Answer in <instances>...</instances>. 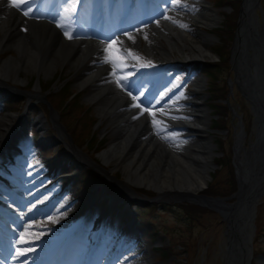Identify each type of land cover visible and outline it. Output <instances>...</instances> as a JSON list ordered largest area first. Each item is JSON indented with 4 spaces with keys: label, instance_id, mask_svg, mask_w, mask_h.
I'll return each instance as SVG.
<instances>
[{
    "label": "rangeland",
    "instance_id": "obj_1",
    "mask_svg": "<svg viewBox=\"0 0 264 264\" xmlns=\"http://www.w3.org/2000/svg\"><path fill=\"white\" fill-rule=\"evenodd\" d=\"M11 1L13 2V0ZM44 1L47 4V8L41 9L43 15L38 14L36 19H44L45 21L38 23H50L55 27L57 25V29L61 28L60 30L58 29L59 32L66 34L68 39H72L73 36L80 33L85 38L87 37V40H90L91 42L89 43L91 44L96 42L102 43L96 49L99 55V58H97L98 64L105 66V64L110 63L109 65L111 66L107 65L111 69L110 73L107 70L109 73L108 75L106 74L107 78L111 82L113 80L112 83H118V86L130 92L133 96L137 97L140 95L142 98L138 96L137 99L140 98L139 103H141V106L152 104L159 95L163 94L164 87H172L184 95L190 94L194 90L192 84L194 74L203 76L205 86L203 85V88H200V93L205 96L204 103L208 109L206 119L207 122L209 121L210 129L207 132L211 136L210 139L213 145L212 162L216 165L214 167L210 166L211 181L209 180L206 187L211 186V184L220 186L219 182L224 183L227 180L229 177L227 161L229 160L233 165L232 145L238 139V133L241 131L240 124L243 127V142L246 147H250L251 143L255 141L256 131L251 102L246 100L239 91V85L235 82V71L231 68L230 64L232 41L236 29V22L235 26L232 27L231 21L235 17L236 10V17H238L242 0H184L187 3L183 1V4L180 5L176 2V7L179 8H176V11L178 10L180 13H191L202 5H206L216 11V14L219 16V23L213 27H208L209 29L206 27L199 28V26H195L189 20L180 21L183 26L182 28L191 34H194L196 31L198 32V29H200L212 35L213 38H211L209 48H211L213 54L211 57L200 58L198 61L189 62L188 64H184V66L169 63L165 64V67L160 66L159 68L151 67L146 61L147 57L144 47L151 40H148L150 33L144 35L142 30L148 27L151 22L158 21L159 17L163 15L169 16L170 6L174 5L176 0H41L42 3ZM17 4L19 7L15 9L21 13L17 12L16 15L20 14L19 16L23 20L27 15L24 14L25 10L20 9V1H17ZM96 5L98 8L95 7ZM79 9L83 10V14H79ZM254 11L258 21L262 23L264 21V0L256 1ZM117 12L118 14H116ZM31 18H34V16ZM235 21H237V18ZM20 28L21 30H25L23 26H20ZM137 33L139 34V38L136 39L137 41L133 45L119 40L122 36L137 35ZM158 39L164 45L166 44L163 37H159ZM154 42L158 43L156 40ZM124 44L130 48L128 49ZM10 54H15L14 49H5L0 52V60L9 58ZM175 55H177V52L173 51L172 56ZM133 59L135 62L132 61ZM162 59V64L170 61ZM223 59H227L228 61L226 62ZM163 69H167V71L173 73L168 75L164 73ZM208 70L215 72L217 87L222 92L224 90L227 91L225 98L215 99L214 97L213 101L215 102L211 100V77ZM79 73V70H70L67 65H64L62 67L59 66L52 75L46 77L41 72L40 75L36 73L26 76L22 75L23 78L26 77V80L23 82L6 80L21 88H26L27 86L30 92L28 97H26L27 92L25 91L17 94L15 105H10L13 111H6L0 115L13 116L11 129L16 132L18 143L11 148V151H19V153H7L6 157L9 161H1L0 177L17 194L19 200L17 202L15 199L10 203L5 199L6 195L0 191V209L6 221L9 223L15 221L6 208L15 207L18 210L21 209L19 211H24L31 206H28L27 201H24V203L22 201L23 199L19 192L23 194L24 191L21 185L15 181H9L6 174V170L11 172L14 171V168L23 167L24 162L22 160L25 159L28 162V167L35 173L42 170V168L44 169V166L47 168L46 172L42 174L40 172L36 173L37 179L40 180L39 182L32 181L33 186L30 192L31 194H36L35 199L46 196L49 191H44L42 184L47 183L46 185L49 186L54 183V188L63 190L62 192L73 191L79 195L86 196L94 202L95 207L91 213L92 218L88 230L91 229L94 232L97 224L103 219V215L107 214L110 223H115V225L120 227H125L129 223L135 222L137 232L144 237L146 243L148 242L147 245L152 251L153 264H224L226 243L224 232L226 228L225 222L222 221L221 216L217 212L205 206L175 199L176 197L172 194H159L158 190L145 186H137L135 190L147 193L149 197H157L156 201H149L142 197L143 200L140 202H123L118 196H111V193L105 189L103 183L90 187L89 189L92 188L90 192L94 194L92 196L87 195L86 189L82 187L81 182L85 181L83 179L85 174L88 175L87 170L89 168L87 167V162L89 161V156L96 161L90 160L88 164L92 166L93 163L96 166L105 168L106 164H103L99 155L109 147L113 140L112 130L114 129V123H109L106 116H99L97 110L98 104L91 100L89 95L90 86H81L78 82L77 77ZM147 75L149 77L153 76V79H150L148 85H146L147 87L149 86L148 90L147 87L145 89L141 85L143 83L142 80ZM111 76L114 77L111 78ZM38 78L40 79L39 81L37 80ZM37 83L39 87L36 90ZM45 86H47L46 90H44ZM64 90L67 94L63 92ZM143 90H146V92L144 93ZM64 93L67 96H64ZM45 94L44 98L49 100V103L51 101L53 106L58 103L59 99L65 100L66 106L64 110L67 109L70 103L71 106L69 107L71 111L67 112V115L69 114L68 120L77 121L79 119L78 126L76 125V129H73V134H75V137L80 134L79 137L84 138L85 141V144L81 145V151L72 146V142L64 130L59 132L60 128L55 129L54 134H52L47 123H44L42 126L38 123L39 120L47 121L43 115L44 109L40 108V111L36 106ZM74 96L75 104L72 99ZM215 103L225 105V109L227 110L221 111L223 106H218L217 108L214 106ZM180 108L183 107L180 106ZM64 110L61 108L56 113L53 112L52 118L61 120L62 111L63 113L66 112ZM178 110L170 111L165 116H159L163 120L162 122L151 118L149 124L154 128L160 129L161 124L164 122L170 121L171 123H175L176 121L177 123L178 121L176 126L182 127V122H186L184 118H187L185 117L187 113L185 114L184 110ZM221 122H225V125L222 127ZM175 132L174 139L176 138V142L182 143L198 140V134H195V132L187 133L182 129H175ZM172 133L173 130L171 131ZM41 135H44V138ZM50 138L52 139L50 140ZM24 143L28 144L29 150L30 146H36L37 152L46 160L43 165H40L41 167H31V165H36L37 161H34L33 156H30V154L20 151ZM38 143H41V145H38ZM63 143L66 144L68 157L58 152V146ZM78 155L84 156L83 162L78 161ZM109 166L106 165L110 171L113 166L112 164ZM97 172L103 175L100 171ZM109 173L115 179L125 182L121 169L113 168ZM48 178L51 179L48 180ZM104 178L110 184L107 177L104 176ZM85 179L90 180L88 177H85ZM203 191H200V193L204 194ZM102 193L103 203L97 201L98 196ZM53 194L56 195L57 193ZM67 197L72 201L76 199L71 193H68ZM233 200L234 198L228 199V201ZM45 202H48V200ZM178 202L191 203L205 207L208 210H196L192 218H189L180 209L177 204ZM51 211L52 205L44 208L46 215H50ZM58 213L60 214V212ZM255 214L252 259H250L251 262L249 264H264V194L256 206ZM112 260L110 264H125L122 258L116 257ZM208 261L211 262L208 263ZM95 264H98V262H95Z\"/></svg>",
    "mask_w": 264,
    "mask_h": 264
},
{
    "label": "bare ground",
    "instance_id": "obj_2",
    "mask_svg": "<svg viewBox=\"0 0 264 264\" xmlns=\"http://www.w3.org/2000/svg\"><path fill=\"white\" fill-rule=\"evenodd\" d=\"M183 1L176 0L175 4L170 7L169 16L164 15L158 18V21L150 23L142 30V33L144 35L150 33L148 40L151 41H148L149 43L144 47L146 54L172 60L176 62L175 64L184 66L189 62L198 61L200 58L211 57L213 51L209 45L213 37L200 29L191 34L182 28L180 21L189 20L199 28H210L219 23V16L216 11L206 5H202L201 9H195L191 13H180L178 10L176 11V6L177 3L183 4ZM256 1L244 0L232 59L235 82L247 94L255 108V127L257 132L259 131V137L251 143L250 147H246L243 142L242 129L238 133L236 146L240 158L244 154L254 155L253 153H256L255 156L258 160L264 162V21L259 22L255 16ZM3 4L6 5V8L2 7ZM19 15H16L9 1L0 0V52L5 49H14L15 51L14 55L10 54L9 58L0 60V84L5 83L6 80L23 82L26 77L23 78L22 75L26 76L31 73L40 75L43 72L46 77L52 75L59 66L64 65H67L70 70H79L78 82L81 86H90L89 95L91 100L98 104L99 116H106L109 123H114L113 140L109 147L100 153L99 158L103 164L108 166L112 164L113 168L123 171L126 183L123 181L121 183L124 186L129 189H132L131 186L134 188L137 186L152 187V189L158 190L159 194H172L175 197L194 196L204 190L211 177L213 145L211 136L207 132L210 128L209 121L207 122L206 119L208 109L204 103L205 96L200 93V88L205 82L203 76L192 75L194 90L190 94L184 95L172 87H164L163 94L159 95L152 104L141 106L140 98L137 99L140 95L133 96L118 86V83H112L113 80L111 82L107 78L106 74L108 75L111 71L108 67L111 66L110 63L105 66L98 64L99 55L96 49L102 43L91 44L87 37L80 34H76L71 40L66 41V34H60L54 27L45 23H36L31 18L22 20ZM20 26H23L25 30H21ZM138 35L137 33V35L122 36L119 40L133 45L139 38ZM159 37L164 38L165 45L161 43ZM155 40L158 43H155ZM173 51H176L177 55L172 56ZM132 61L135 62L134 59ZM150 79H153V76L147 75L142 80L141 85L145 89ZM38 87L37 83L36 90ZM143 92L145 93L146 90ZM180 106L183 107L180 109L184 110L185 114L187 113L185 116L187 118H184L186 122H182V127L176 126L178 121L177 123L176 121L175 123L164 122L160 126L161 130L149 124L151 118L162 122L163 120L159 116H165L170 111H177ZM12 121L13 116L11 115L0 116V159H5L7 153L11 154V148L18 143L17 134L11 129ZM38 123L42 126L45 121L39 120ZM175 129H182L187 133L195 132L198 134V140L176 142V138L174 139ZM62 131L63 129L59 130V132ZM40 144L38 143V145ZM30 147L29 150L28 144L24 143L20 150L27 151L35 157L38 163L33 167L43 165L46 160L37 152L36 146ZM78 156V161L83 162L84 156ZM261 162L253 163L255 170L251 172H254L255 179L256 174H259L258 172L262 171L261 167L264 166V163L261 164ZM106 165L104 169H107ZM46 170L47 168L44 166L40 173L46 172ZM38 172L36 173L38 174ZM15 173L21 178L17 179L10 173L7 175L11 176L12 180L16 179L26 190L24 196L29 198H23L22 201H27L31 206L26 211H19L17 208L9 209L21 229L17 226H9L0 217V230H4L6 237L14 238V241H16L14 235L18 236L17 247L28 252L29 256L36 253L35 244L29 237L31 235L33 237V232L36 229L47 230L49 234L43 242L51 240L48 250L36 253L33 257L37 260L43 259L40 264H88L85 263L83 257H78L81 254L79 250L87 251V244L90 245L92 242L96 243L98 250L96 253V249H94L95 255L93 251L92 257L98 264H110L111 260L116 257L124 259L125 264H153L152 251L147 245L148 242L146 243L144 237L137 232L134 221L125 227H120L115 223H110L108 215L104 214L103 219L97 224L96 230L85 233V226L95 207L93 201L73 191L62 192L63 190L54 188V183L44 189L45 191L50 190L46 196L35 199L36 194L30 193L29 195L27 190L33 186L30 184L31 181L37 179L36 173L31 171L27 165L17 169ZM50 179L48 178V180ZM261 179V183L264 184V176ZM117 184L120 186L119 183ZM130 184L132 185L130 186ZM0 189L6 191L2 186ZM52 193H57V195L50 197L53 196ZM68 193H71L76 199L70 202L67 197ZM7 194L10 201L12 194ZM15 199L17 202L19 201L18 198ZM47 200L48 203L45 202ZM56 202L57 204H67L68 202V205L72 204L70 207L64 208L69 213L61 215L58 213L60 209L54 207L50 215L44 216V208ZM81 212L82 216L79 215ZM230 216L231 225L228 230L229 239H226L225 243L224 264H247L248 250L245 242L249 234L248 221L243 212L237 211ZM76 230H83L85 234L82 233L81 243L84 240L85 243L82 246L72 247V243L78 242L75 240ZM68 245L72 248L71 252H75L72 259H70L72 254L67 253ZM18 261L17 257L11 255L0 257V264H19Z\"/></svg>",
    "mask_w": 264,
    "mask_h": 264
},
{
    "label": "water",
    "instance_id": "obj_3",
    "mask_svg": "<svg viewBox=\"0 0 264 264\" xmlns=\"http://www.w3.org/2000/svg\"><path fill=\"white\" fill-rule=\"evenodd\" d=\"M243 3H244V0H242L241 6L239 9V14H238L237 21H236V29H235L234 37L232 41L231 57H230L231 68L234 67L233 59H232L233 49H234V45H235V41L237 38L238 29H239V24H240V19H241V10H242ZM238 88L242 96L246 100H249L251 102L250 98L242 90V88L241 87H238ZM251 105H252L251 110L253 114V121L256 123V111H255V108L252 102H251ZM53 122H54V119H53ZM240 125H241V130H242L243 129L242 124ZM258 137H259V131L257 132V129H256L255 140H257ZM236 143H237V140H235L232 145V151H233L232 163L234 166L235 179L237 183V189L235 192H233L229 197L210 196V195L199 193L194 196L184 195V196L176 197L175 199L193 202L195 204L205 206L217 212L221 216L222 221L225 222L226 230L224 234L227 240L229 239L228 230L230 229V225H231L230 215L237 211L243 212L248 221L247 226L249 227V234L247 235V239L245 242L247 246L246 248L248 250L247 264H249L250 259H251V252H252V239H253V235L255 231L254 218L256 215L255 214L256 206L259 203L261 196L264 194V184L261 183V180H262L261 178L264 176V166L261 167L262 171H259L258 172L259 174H256V179H255L254 172H251L252 170H255L253 168L255 167L253 163L257 162L258 164L261 161L258 160L257 156H255L256 153H253L254 155L244 154L240 158ZM262 163H264L263 160L261 164ZM92 166L97 168L98 171L103 173V175H105L106 177H109L108 171L106 169L96 166L94 164H92ZM211 166L214 167L216 165L215 163H212ZM116 181L120 183L119 180H116ZM121 185L123 186V188L133 191V189H129L127 186H124L123 184ZM229 198H234V200L228 201ZM241 204H243V206H241Z\"/></svg>",
    "mask_w": 264,
    "mask_h": 264
},
{
    "label": "trees",
    "instance_id": "obj_4",
    "mask_svg": "<svg viewBox=\"0 0 264 264\" xmlns=\"http://www.w3.org/2000/svg\"><path fill=\"white\" fill-rule=\"evenodd\" d=\"M227 3V2H226ZM236 13H237V10L235 12V17L234 19H232L231 21V25L232 27L235 26V19L237 18L236 17ZM225 60L226 62L228 61L227 59H223ZM209 74H210V77H211V100L213 101L214 97L215 99H218V98H225V94H226V90H224L223 92L219 89V87H217V83L215 82L216 78H215V72L213 71H210L208 70ZM45 89L47 88V86L44 87ZM63 92H65L67 94V92L64 90ZM63 94L64 96H67L66 94ZM9 95V94H8ZM63 96V97H64ZM70 96V95H69ZM11 98L13 99V96L11 95L10 98L7 96V95H4L3 93H0V107H1V104L5 101L7 102H11ZM73 99V103L75 102V96L72 97ZM51 102V101H50ZM215 102V101H213ZM75 104V103H74ZM53 105V104H52ZM214 105V104H213ZM65 106H66V102L65 100H58V103L55 104V108L56 109H65ZM70 103L67 107L66 112L61 113L62 115V119L60 120V122L64 125V127L66 128V130L69 132V134L72 136L73 140H74V143L76 145H78L79 147H81V145L85 144L84 142V138H80V134L78 136L75 137V134H73V129H76V125L78 126V122H79V119H77V121H74V120H68V115H67V112L70 110ZM215 107L218 108V106H223V108L221 109V111H226L227 109L225 105H221L219 103H215L214 105ZM46 108V107H45ZM220 110V109H219ZM71 111V110H70ZM221 113V112H220ZM219 113V114H220ZM221 115V114H220ZM80 118V117H79ZM73 122V123H72ZM225 125V122H221V127ZM82 134V133H81ZM93 134V133H92ZM92 139V137H90ZM88 139V138H87ZM60 151L65 154V150H64V147H61L60 148ZM228 163V167H229V177L227 178V180L224 182V183H220V186H215L213 184H211V186L209 187H206L204 188V194L206 195H212V196H221V197H227L228 195H230L233 191H235L236 189V186H237V183H236V179H235V173H234V168H233V165L231 164V162L228 160L227 161ZM88 175H85L86 177L90 178V180H85V185L86 186H89V185H92L96 182L94 181H101L102 183L105 184V187L107 189H110L111 192H113L115 194V191L114 189H112L108 183L106 182V180L103 178L102 175H100L99 173H97L96 171L92 170V169H88ZM92 176V177H90ZM141 195L143 196H148L147 193H141ZM122 198L124 199H127L124 195H121ZM178 206L180 207V209L189 217V218H192L194 212L197 210V211H206L208 210L207 208L205 207H201V206H197V205H193L191 203H178Z\"/></svg>",
    "mask_w": 264,
    "mask_h": 264
},
{
    "label": "snow or ice",
    "instance_id": "obj_5",
    "mask_svg": "<svg viewBox=\"0 0 264 264\" xmlns=\"http://www.w3.org/2000/svg\"><path fill=\"white\" fill-rule=\"evenodd\" d=\"M32 2L34 3L35 0H32ZM14 6L19 7V5H14ZM26 8H27V9H30V8H31V3L27 4V5H26ZM24 14H25V15H28L29 12H28L27 10H25ZM18 254H19V255H24L25 253L20 252V251L18 250Z\"/></svg>",
    "mask_w": 264,
    "mask_h": 264
}]
</instances>
